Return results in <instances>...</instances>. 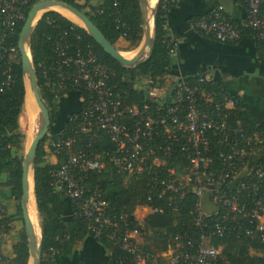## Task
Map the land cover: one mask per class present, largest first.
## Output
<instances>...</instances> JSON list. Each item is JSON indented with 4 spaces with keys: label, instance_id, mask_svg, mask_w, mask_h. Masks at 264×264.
<instances>
[{
    "label": "built area",
    "instance_id": "built-area-1",
    "mask_svg": "<svg viewBox=\"0 0 264 264\" xmlns=\"http://www.w3.org/2000/svg\"><path fill=\"white\" fill-rule=\"evenodd\" d=\"M233 1L244 10L242 19L232 20L221 4H215L192 17L191 26L220 42H236L248 31L264 58V0ZM27 3L28 0H0V37L8 27L25 19L23 6ZM64 45L59 46L57 59L49 68L39 64L43 86L48 91L83 88L89 96L78 111L68 116L76 128L72 134L65 135L60 130L46 144V150L52 154L66 156L51 171L52 188L64 191L77 205L95 237L100 236L104 224L118 227V222L105 214L109 204L100 188L89 191L82 174L103 170L104 157L127 175L151 172L147 195L139 205L150 212H162L170 206L176 209L172 203L174 196H194L190 221L196 229L190 234H175L165 251L152 255L145 251L144 244L137 241L144 237L143 226L124 227L120 243L112 231L109 238L129 253L128 258L119 257L118 264H148L149 259L150 264H227L219 260L222 245L214 246L213 237L249 238L264 249V163L258 161L263 140L238 123L228 124L227 109L235 105L234 98L223 96L220 102L213 101V93L204 92L203 98L209 104L203 110L198 88L181 82L168 106H124L109 85L114 73L108 65L92 50L85 54L77 48L73 56H63L67 47ZM2 48L0 45V57ZM168 53L174 56L175 46ZM48 69L52 74H48ZM163 98L157 96L155 100ZM95 129L105 131L112 147L83 160L81 150L73 152L76 135ZM212 137H217L224 148L213 152ZM165 195L167 199H163ZM204 200L210 209L203 208ZM8 217L0 203V264H13L1 249Z\"/></svg>",
    "mask_w": 264,
    "mask_h": 264
},
{
    "label": "trees",
    "instance_id": "trees-1",
    "mask_svg": "<svg viewBox=\"0 0 264 264\" xmlns=\"http://www.w3.org/2000/svg\"><path fill=\"white\" fill-rule=\"evenodd\" d=\"M38 0H28L23 6L24 15L31 6ZM71 4L85 13L89 19L102 32L106 39L121 51H132L140 43L142 38V19L139 0H102L101 3L92 4L89 0H60ZM175 5L174 0H158L153 13V34L147 58L138 65L123 66L109 54L78 24L70 21L55 10H47L42 13L36 22L29 40L33 66L36 74V83L40 96L48 109L51 125L56 119L58 102L60 98L71 92H76L80 98V107L83 101L89 96L88 91L83 88L69 90H46L43 86V78L39 64L46 68L57 59V50L63 46V56H73L76 49L80 48L86 54L88 50L95 52L99 60L108 65L114 75L109 80L112 90L120 97L124 106L136 105L141 108L148 106H168L173 102L174 96L179 89V84L190 88H198L199 104L206 109L209 104L203 97L204 92L213 93V101H221L223 96H230L220 83L207 81L200 78L186 77L180 80L178 85H169L166 97L156 101L154 98H147L145 89L138 87L139 81L146 78L150 81V87L164 86V76L168 73L172 63V56L169 55V48L175 46L166 33V14L170 6ZM190 20L192 19L189 18ZM25 20V19H24ZM19 20L14 26L8 27L5 34L0 37L2 56L0 57V159L4 160V179L13 199L15 211L21 216V170L20 164L23 155V141L25 138L19 124V117L25 100V86L23 74L20 67L19 53L16 59L10 57L12 49H17V37L24 23ZM12 30V32H10ZM244 33H249L244 31ZM62 70H66L62 67ZM48 69V74H52ZM235 105L227 109L229 116L228 124L243 126L247 132H254L257 138L262 139L264 146V122L256 123L247 115L246 105L238 97L232 96ZM51 125L46 136L39 142L34 158V196L36 210L41 233V262L40 264H60L69 255L78 250L79 243L87 235L93 237L107 251L110 264H118L119 257H129V253L120 249L109 238L114 231L116 239L121 242L124 227L134 228L143 226L144 248L149 254L167 250L175 234L192 233L196 229L191 223L194 196L172 197L173 206L162 212L149 213L143 223L137 222L133 216L136 206L144 203L147 195V184L150 181L151 172L144 171L142 174L127 175L123 171L113 167L106 157L105 167L100 172L87 170L83 172L87 189L98 187L102 197L108 201L106 215L118 222L115 229L112 225L104 224L100 236L95 237L89 228L88 221L82 212L69 198L64 191L54 190L50 185L51 171L60 166L65 160V154H52L46 150V144L57 132H53ZM75 124L70 123L68 118L60 128L65 135L72 134ZM211 136V132H208ZM112 143L104 130L95 129L89 133H79L73 145V152L81 150L83 160L86 157H94L103 149H110ZM211 150L223 149L217 137H212ZM52 154V157H50ZM86 156V157H85ZM53 158V159H51ZM264 163V157L258 158ZM168 196H163L167 199ZM68 205L71 211V218H62L64 206ZM208 219V218H207ZM8 223V224H6ZM10 225L9 217L5 220V233H8ZM160 229V231H157ZM151 230V231H149ZM214 246L222 245L219 260L227 264H264V249L253 243L249 238H219L213 237ZM261 254H251V252ZM13 264H27L28 250L26 246L24 226L16 232V238L11 242L7 254ZM59 259L56 263L55 258ZM151 259L148 260V264Z\"/></svg>",
    "mask_w": 264,
    "mask_h": 264
},
{
    "label": "crops",
    "instance_id": "crops-1",
    "mask_svg": "<svg viewBox=\"0 0 264 264\" xmlns=\"http://www.w3.org/2000/svg\"><path fill=\"white\" fill-rule=\"evenodd\" d=\"M89 1L92 4L102 2V0ZM174 2L175 5L170 6L167 10L166 33L172 41H175L176 53L172 56L171 66L168 73L164 76L165 85L150 87V81L142 78L138 87L144 88L149 98L156 99L157 96L165 98L167 87L169 85H178L179 81L186 77L217 82L224 87L230 96L238 97L244 102L247 115L252 121L256 123L264 122V58H262L259 46L253 36L250 33H244L236 42H220L213 36L203 34L193 28L189 19L208 11L215 4H221L225 13L232 20L238 21L244 15L242 6L233 0H174ZM57 12L78 24L67 14L68 11H66L67 13H64L63 10H58ZM145 52L147 54L145 55L144 53V57L148 55L149 48ZM24 96L25 100L27 96H31L26 91V88ZM75 98L77 103L73 107ZM25 100L19 117L20 126V119L24 116L26 109ZM32 101L34 100L32 99ZM57 105L56 119L51 125L53 132H59L68 116L79 110L80 98L76 92L66 93L60 98ZM26 114L27 119L30 120V114ZM260 155L264 157V148ZM50 157H52V154H50ZM4 171V160L0 159V203L5 206L10 225H12V228L5 236V244L4 242L1 244V249L7 255L11 242L16 238L17 231L13 227V221L16 219L17 213L4 179ZM3 188H5V195L2 191ZM203 204V208L210 209L205 200ZM149 213L151 212L147 207L136 206L133 216L138 223L142 224ZM71 216L68 205L64 206L62 218L69 220ZM36 217L38 220L37 210ZM157 231H160V229ZM137 241L145 244L144 237L137 238ZM78 246V250L69 255L62 263L60 262V264H110L107 251L90 235L85 236ZM55 261L58 263L59 259L56 257Z\"/></svg>",
    "mask_w": 264,
    "mask_h": 264
},
{
    "label": "water",
    "instance_id": "water-1",
    "mask_svg": "<svg viewBox=\"0 0 264 264\" xmlns=\"http://www.w3.org/2000/svg\"><path fill=\"white\" fill-rule=\"evenodd\" d=\"M146 1L147 0H139L140 13H141V19H142V38H141L139 45L135 48V53L131 56H124L122 52H125V51H121L117 49L115 46H113L106 39V37L102 34V32L96 27V25L89 19V17L86 14L71 4L62 2L60 0H38L31 6L30 10L28 11L26 15L24 23L17 37V51L19 53V61H20V67H21L22 74H23L24 86L26 82L28 84L29 91L35 101L37 108L40 111V114L43 120L40 130L31 139L29 145L24 149L22 159H21V164H20V170H21L20 209H21V218H22L23 226H24L26 246L28 250L27 264H40L41 262V244H42L41 233H40V238H39L38 245H37V250L32 256L33 232H32L31 224L29 222V218L27 214L26 203L29 197V192H30V185H29L30 176H31V181H32V191L34 194L33 168H34V158H35L36 149L38 147L39 142L48 133L50 125H51L48 109L41 99L39 88L36 83V74H35V69L33 66L31 51L29 47V40H30L31 33L33 31V28L36 22L38 21V19L41 17L39 16L36 19L37 14L39 13V10L41 8L48 9L51 7H60V8H64L68 10L70 13L76 16L83 23L84 26H81V25L79 26L83 27L88 32V34L100 45V47L107 54H109L116 61L120 62L123 66H131V65L136 66L147 58V56L144 57V53L147 48H150L152 34H153V27H152L151 32H149L146 26L147 24H146L145 17L148 11ZM153 13H154V10L152 12V23H153ZM35 19L36 21L34 22ZM26 40L28 41L29 54H27L25 50ZM27 72L28 74H26ZM145 95L147 98L149 97L147 92H145Z\"/></svg>",
    "mask_w": 264,
    "mask_h": 264
},
{
    "label": "rangeland",
    "instance_id": "rangeland-1",
    "mask_svg": "<svg viewBox=\"0 0 264 264\" xmlns=\"http://www.w3.org/2000/svg\"><path fill=\"white\" fill-rule=\"evenodd\" d=\"M46 10H55V9H53V8H48V9L44 8L39 16H41L42 13L45 12ZM16 53H18L17 49L16 50L12 49V51L10 52V57L13 58V59H16V55H17ZM134 53H135V49L132 50V51H127L123 55L131 56ZM146 54H147V52H145V55ZM26 91L28 92L29 95H31L27 83H26ZM30 97H31V99H33L32 95ZM72 97H74V96H72ZM76 103H77V99L75 98L73 107L76 106ZM35 106H36V104H35ZM35 108H36V114L32 117V120L31 121L28 120L27 119V114H26V118H25L24 123H23L22 128H21L22 132L25 135V138H24V141H23V152H24V149L29 145L31 139L37 134V132L40 130V128L42 126V121H43L42 120V116H41L40 111L37 108V106ZM2 191H3L4 195H5V188H3ZM26 207H27V209H29V206L27 204H26ZM27 214H28L29 222L31 224V228H32V232H33V244L35 245L34 246V248H35L37 246V242H38V230H37V227H36V224H35V214H36L35 206H34V212L31 213V212L27 211ZM15 218L16 219L13 221V227H15L16 231H18V230H20L23 227V221H22V218H21L20 215H17ZM4 244H5V241H4Z\"/></svg>",
    "mask_w": 264,
    "mask_h": 264
},
{
    "label": "bare ground",
    "instance_id": "bare-ground-1",
    "mask_svg": "<svg viewBox=\"0 0 264 264\" xmlns=\"http://www.w3.org/2000/svg\"><path fill=\"white\" fill-rule=\"evenodd\" d=\"M157 3V0H149V1H146V4H147V7H148V11H147V14H146V17H145V20H146V26H147V29L149 30V32H151L152 30V12L154 10V7ZM55 10H63V12L65 13L66 9L64 8H60V7H51ZM44 8H41L39 10V13L37 14V17L36 19L39 17L40 13L43 11ZM66 10V11H64ZM67 13V12H66ZM72 19L75 20V22H77L78 24H80L81 26H84L83 23L76 17L74 16L72 13H70L68 11L67 13ZM36 19L34 20V22L36 21ZM25 50H26V53L29 54V49H28V41L26 40L25 41ZM125 52H122V54H124ZM125 56V55H124ZM28 74V72L26 73ZM25 88H26V82H25ZM25 114L23 117H21L20 119V123H21V126L23 125L24 123V120L26 118V113H29L31 118H30V121L32 120V117L34 116L35 112H36V108H35V105H34V101H32L31 97L30 96H27L26 100H25ZM29 121V122H30ZM31 126V125H30ZM29 139V138H28ZM29 185H30V192H29V197L27 199V205L29 206V209H27V211L29 212H34V206H35V197H34V194H33V191H32V181H31V176H30V179H29ZM30 204V205H29ZM35 224H36V227H37V230H38V241H39V238H40V228H39V224H38V220H37V217H36V214H35ZM37 245H38V242H37ZM34 244H33V250H32V256L34 255V253L36 252L37 250V246L34 248Z\"/></svg>",
    "mask_w": 264,
    "mask_h": 264
}]
</instances>
